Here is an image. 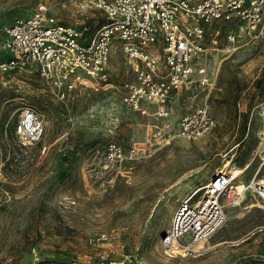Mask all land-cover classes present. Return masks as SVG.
<instances>
[{
    "label": "rangeland",
    "instance_id": "rangeland-1",
    "mask_svg": "<svg viewBox=\"0 0 264 264\" xmlns=\"http://www.w3.org/2000/svg\"><path fill=\"white\" fill-rule=\"evenodd\" d=\"M39 2L62 23L85 24L88 35L104 22L74 0H0V61L10 56L4 28ZM235 44L209 58L212 84L179 91L166 118L122 102L135 74L118 42L109 83L64 100L32 66L0 70V264H264V199L252 185L264 182V37ZM202 105L210 129L177 135L181 117ZM23 107L44 115L43 154L18 145L13 124ZM164 123L172 136L158 142ZM111 141L124 155L106 167ZM222 168L248 186L242 198L220 196L225 220L198 251L165 254L159 240L176 206Z\"/></svg>",
    "mask_w": 264,
    "mask_h": 264
},
{
    "label": "built area",
    "instance_id": "built-area-1",
    "mask_svg": "<svg viewBox=\"0 0 264 264\" xmlns=\"http://www.w3.org/2000/svg\"><path fill=\"white\" fill-rule=\"evenodd\" d=\"M80 8L99 10L104 22L88 35L87 26L62 23L39 2L26 16L16 15L4 28V47L10 56L0 61L1 71L34 67L53 88L59 100L77 89L98 90L109 83V59L115 42L134 70V80L123 84L121 100L131 109L166 118L174 96L191 84L208 87L212 79L208 60L221 51L235 50L240 39L264 37V0H74ZM224 40V44L222 41ZM160 43V46L155 44ZM152 106L148 113L143 106ZM263 129L260 139L264 144ZM214 118L206 105L181 117L177 135L200 136ZM158 142L172 136L162 124ZM18 145L38 146L43 154L44 115L30 107L20 108L13 124ZM163 134V135H162ZM123 148L108 142L104 150L106 167L122 159ZM230 170L217 171L200 193L180 200L171 224L160 236L167 255L198 251L225 220L220 196L238 203L247 189H237ZM263 179L254 182L264 199ZM260 182V183H258ZM253 184V183H252ZM250 186V185H249Z\"/></svg>",
    "mask_w": 264,
    "mask_h": 264
},
{
    "label": "bare ground",
    "instance_id": "bare-ground-1",
    "mask_svg": "<svg viewBox=\"0 0 264 264\" xmlns=\"http://www.w3.org/2000/svg\"><path fill=\"white\" fill-rule=\"evenodd\" d=\"M227 163H228V161H226L225 163H224V166H227ZM222 170H224V168H222L221 170H219V171H222ZM232 178H234V176L232 175L231 176ZM260 182H263L262 180L260 181ZM260 182H258V183H260ZM253 186H254V184H252ZM263 186H264V182H263ZM263 189V191L262 192H264V187H262ZM237 189H242V182L241 181H239L238 183H237ZM199 190H202L200 187L199 188H197V190H196V192L195 193H197Z\"/></svg>",
    "mask_w": 264,
    "mask_h": 264
},
{
    "label": "water",
    "instance_id": "water-1",
    "mask_svg": "<svg viewBox=\"0 0 264 264\" xmlns=\"http://www.w3.org/2000/svg\"><path fill=\"white\" fill-rule=\"evenodd\" d=\"M162 235H164V232L162 233Z\"/></svg>",
    "mask_w": 264,
    "mask_h": 264
}]
</instances>
